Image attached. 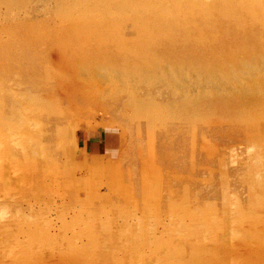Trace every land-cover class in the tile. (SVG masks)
Instances as JSON below:
<instances>
[{
  "label": "rangeland",
  "instance_id": "1",
  "mask_svg": "<svg viewBox=\"0 0 264 264\" xmlns=\"http://www.w3.org/2000/svg\"><path fill=\"white\" fill-rule=\"evenodd\" d=\"M0 264H264V0H0Z\"/></svg>",
  "mask_w": 264,
  "mask_h": 264
},
{
  "label": "bare ground",
  "instance_id": "2",
  "mask_svg": "<svg viewBox=\"0 0 264 264\" xmlns=\"http://www.w3.org/2000/svg\"><path fill=\"white\" fill-rule=\"evenodd\" d=\"M79 40H80V39H79ZM79 40H78V41H79ZM19 101H20V100H19Z\"/></svg>",
  "mask_w": 264,
  "mask_h": 264
}]
</instances>
